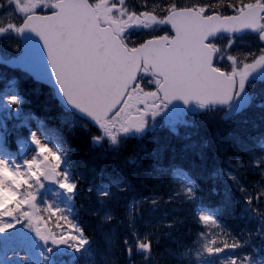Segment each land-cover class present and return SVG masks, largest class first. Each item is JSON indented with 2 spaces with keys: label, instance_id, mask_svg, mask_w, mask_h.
Instances as JSON below:
<instances>
[{
  "label": "snow or ice",
  "instance_id": "6c2138e0",
  "mask_svg": "<svg viewBox=\"0 0 264 264\" xmlns=\"http://www.w3.org/2000/svg\"><path fill=\"white\" fill-rule=\"evenodd\" d=\"M0 66L44 86L57 121L25 111L19 81L0 73V264H264V0H0ZM224 122L240 129L228 145L207 135ZM178 125L203 140L185 145L197 167L232 151L215 173L220 208L203 206L183 170L156 167L163 148L151 171L142 143L119 162L131 141ZM74 130L102 150L94 161L74 154ZM140 171L174 187L128 199ZM234 190L250 225L236 233L222 220ZM81 198L94 234L74 212ZM173 203L202 226L191 245L173 236L183 220L158 217Z\"/></svg>",
  "mask_w": 264,
  "mask_h": 264
},
{
  "label": "trees",
  "instance_id": "16d2710c",
  "mask_svg": "<svg viewBox=\"0 0 264 264\" xmlns=\"http://www.w3.org/2000/svg\"><path fill=\"white\" fill-rule=\"evenodd\" d=\"M246 50V49H245ZM0 73H4L8 79L16 78L19 81L18 91L22 93L26 101L24 105L25 111H34L42 119L51 117L48 120L50 126H56L55 109L52 107V101L48 90L44 86L36 83L35 81H29L21 73L14 71L8 67L0 66ZM4 82L0 81V89L4 88ZM218 119V118H217ZM199 123V121H196ZM26 130V129H25ZM240 129L233 127L227 122L216 123L211 129L208 130L207 135L218 134L220 142L224 145H228L231 142L232 136L238 135ZM251 133L255 136H260L261 132L258 128H252ZM68 137V142L71 148L74 150V154L82 162H91L102 151L101 149H94L90 144L91 133L83 130H74L65 133ZM204 133H201L203 135ZM207 138V137H205ZM11 144H15V136L12 134ZM142 143L143 147L147 150L140 152V159L145 168H149V165L153 163V153L156 149L163 148L162 159L156 167L161 169L167 168L170 162L174 161L177 168H185L190 170L197 177L198 195L200 196L202 203L214 204L213 207H221L222 197L225 191V180L220 177H214L213 174L220 169V165L224 164L229 157L233 155L232 151H215L211 153V157L206 163L197 167L201 160L199 149L193 152L191 149L185 147L189 143L202 144L203 140H200L197 135L193 134V130L183 131L181 134L171 133V130L166 127H160L155 130L154 133L143 141L133 140L130 143L129 148L119 157V162L123 165L124 158L131 155L133 151L139 152L138 144ZM16 146V145H15ZM166 146V147H165ZM208 151V149H205ZM109 166L111 163V157H109ZM217 166H220L216 168ZM151 171V168H149ZM133 186L135 187V193L129 195L128 199L132 196L139 197L140 195H151L153 191H161L162 195H167L171 190L172 185L168 182L169 178L163 176H149L144 171H140L138 174H133L130 177ZM247 179L249 181L258 180L256 175L248 174ZM163 181V183H160ZM242 193L234 190L232 195V205L222 213V220L224 225L234 233L240 232L246 228V222L240 217L241 211V197ZM126 203V201L124 202ZM82 205L84 207H82ZM80 221L81 224L90 233H95V227L92 222V216L85 210L88 207V202L84 200L80 204ZM118 211L123 212V207ZM171 221L175 217H179L184 221L183 224H177L173 230L174 239L177 241H183L184 244L191 245L196 239L197 234L202 229V226L198 225L192 218L190 209L180 207L179 204L173 203L170 205L162 206L158 213L159 218H165ZM164 244L175 248V244L165 239Z\"/></svg>",
  "mask_w": 264,
  "mask_h": 264
}]
</instances>
